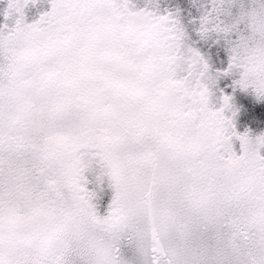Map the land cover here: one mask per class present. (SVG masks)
Returning <instances> with one entry per match:
<instances>
[{
  "label": "snow or ice",
  "instance_id": "1",
  "mask_svg": "<svg viewBox=\"0 0 264 264\" xmlns=\"http://www.w3.org/2000/svg\"><path fill=\"white\" fill-rule=\"evenodd\" d=\"M30 2L0 27V264H264V136L212 92L264 101V5L213 0V73L172 13L50 0L29 23Z\"/></svg>",
  "mask_w": 264,
  "mask_h": 264
},
{
  "label": "rangeland",
  "instance_id": "2",
  "mask_svg": "<svg viewBox=\"0 0 264 264\" xmlns=\"http://www.w3.org/2000/svg\"><path fill=\"white\" fill-rule=\"evenodd\" d=\"M123 3L125 0H118ZM9 0H0V27L5 23L4 13L8 9ZM129 7L134 11L147 10L157 15H167L172 13L183 25L193 46L200 49L206 55L213 73L223 72L229 62V52L222 45H217L210 40L207 44L198 36L199 19L211 8L213 0H127ZM264 5V0H235V4L230 10L233 14H239L241 9L251 11ZM228 7V4H225ZM51 10L50 0H31L25 9L27 21L29 23L39 19L40 15ZM11 24V21H8ZM219 48L218 53L214 49ZM228 77L217 82L212 89L213 100H221L223 95L230 97L232 111H226L225 115L231 119L235 132L243 135L247 133L253 141L257 137L264 136V101L258 100L254 90L249 88L242 90L231 86L232 79ZM233 145L236 153L242 154L241 143L233 138ZM264 155V148L261 150Z\"/></svg>",
  "mask_w": 264,
  "mask_h": 264
}]
</instances>
